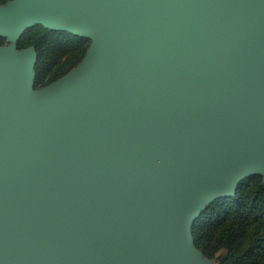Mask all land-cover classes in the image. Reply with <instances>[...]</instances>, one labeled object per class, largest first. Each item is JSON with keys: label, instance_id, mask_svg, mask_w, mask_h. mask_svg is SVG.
Listing matches in <instances>:
<instances>
[{"label": "water", "instance_id": "obj_1", "mask_svg": "<svg viewBox=\"0 0 264 264\" xmlns=\"http://www.w3.org/2000/svg\"><path fill=\"white\" fill-rule=\"evenodd\" d=\"M88 39L34 88L0 46V264H209L193 222L264 183V0H10L0 36Z\"/></svg>", "mask_w": 264, "mask_h": 264}, {"label": "trees", "instance_id": "obj_2", "mask_svg": "<svg viewBox=\"0 0 264 264\" xmlns=\"http://www.w3.org/2000/svg\"><path fill=\"white\" fill-rule=\"evenodd\" d=\"M6 0H0L2 4ZM89 41L65 31L30 28L18 48L33 45L37 52L34 87H43L83 57ZM193 244L207 259L220 264H264V183L259 175L238 183L234 196L211 202L191 227Z\"/></svg>", "mask_w": 264, "mask_h": 264}, {"label": "rangeland", "instance_id": "obj_3", "mask_svg": "<svg viewBox=\"0 0 264 264\" xmlns=\"http://www.w3.org/2000/svg\"><path fill=\"white\" fill-rule=\"evenodd\" d=\"M8 1H10V0H6V1H4L2 4H0V5H4V4H6ZM35 26H37V25H35ZM41 26V25H40ZM34 27V26H33ZM30 28H32V27H30ZM30 28H27L26 30H24V32L21 34V36L17 39V41H15V42H10V41H8V39L6 38V37H1L0 36V46H8V45H10V44H13V45H15V47L17 48V49H19L18 48V45H17V42H18V40L30 29ZM89 41V40H88ZM89 44H90V41H89ZM89 44H88V46H89ZM30 46H33V45H30ZM27 47H29V46H27ZM27 47H25V48H27ZM34 47V46H33ZM88 48V47H87ZM21 49H24V48H21ZM35 49V48H34ZM87 50V49H86ZM36 52V51H35ZM86 52V51H85ZM85 54V53H84ZM84 56V55H83ZM36 59H37V52H36ZM82 59V58H81ZM80 62V61H79ZM74 68V67H73ZM72 69V68H71ZM70 69V70H71ZM69 70V71H70ZM68 72V71H67ZM66 72V73H67ZM65 73V74H66ZM65 74H63V75H65ZM63 75H61V76H63ZM60 76V77H61ZM59 78V77H58ZM57 78V79H58ZM55 81V80H54ZM50 84V83H49ZM48 85V84H47ZM33 86H34V84H33ZM35 88V87H34ZM36 89V88H35ZM262 178V177H261ZM203 258H205V260L206 261H208L209 262V264H220V260L219 259H207L206 257H204L203 256ZM225 264H231L230 262H227V263H225Z\"/></svg>", "mask_w": 264, "mask_h": 264}]
</instances>
